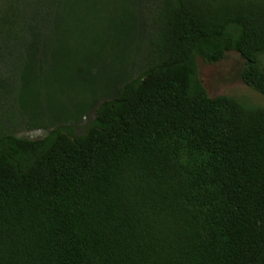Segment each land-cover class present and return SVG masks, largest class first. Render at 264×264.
Masks as SVG:
<instances>
[{"label": "trees", "instance_id": "trees-1", "mask_svg": "<svg viewBox=\"0 0 264 264\" xmlns=\"http://www.w3.org/2000/svg\"><path fill=\"white\" fill-rule=\"evenodd\" d=\"M233 51L264 96V0H0V111L65 70L118 78L82 135L1 122L0 264H264V107L199 76Z\"/></svg>", "mask_w": 264, "mask_h": 264}, {"label": "rangeland", "instance_id": "rangeland-1", "mask_svg": "<svg viewBox=\"0 0 264 264\" xmlns=\"http://www.w3.org/2000/svg\"><path fill=\"white\" fill-rule=\"evenodd\" d=\"M141 60V50L124 48L123 65L113 69L123 74V81H129L138 77L136 70ZM75 64L79 65L78 62ZM107 64L111 66L113 62L107 60ZM90 65L91 75L102 74L96 66L93 67L91 63ZM198 66L202 85L211 96H230L249 107H264V96L247 86L242 78L246 61L240 53L230 52L217 63H208L199 58ZM113 69L107 68L109 79L102 78L104 81H95L92 87L100 89L107 87L105 93L110 92L118 79L113 74L111 78V72L115 73ZM70 73V70H65L62 80L59 81L37 80L23 92L21 85H12L7 105L3 111H0V125L1 122L5 123L9 119L12 120L10 122L13 125L17 117V122L20 124L14 132L19 137L31 139L42 138L51 129L67 123L75 125L77 134H84L87 124L95 116L93 111L95 102L105 97V93L103 90L97 95L96 90L92 89V92L86 82L77 81Z\"/></svg>", "mask_w": 264, "mask_h": 264}]
</instances>
